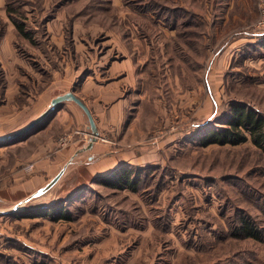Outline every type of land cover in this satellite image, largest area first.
<instances>
[{
    "label": "rangeland",
    "instance_id": "374dc122",
    "mask_svg": "<svg viewBox=\"0 0 264 264\" xmlns=\"http://www.w3.org/2000/svg\"><path fill=\"white\" fill-rule=\"evenodd\" d=\"M263 21L264 0H0V134L74 89L116 119L102 141L139 179L118 189L87 155L71 160L92 131L66 102L51 128L0 152V211L21 204L0 217V264H264V239L235 234L244 216L264 237V152L201 140L237 102L264 116ZM109 84L119 93L97 102Z\"/></svg>",
    "mask_w": 264,
    "mask_h": 264
},
{
    "label": "trees",
    "instance_id": "16d2710c",
    "mask_svg": "<svg viewBox=\"0 0 264 264\" xmlns=\"http://www.w3.org/2000/svg\"><path fill=\"white\" fill-rule=\"evenodd\" d=\"M14 22L18 35L32 41L33 37L31 31L27 29L26 23H21L17 20H14ZM3 33L4 31L0 32V38ZM231 110L232 115L226 123V126L219 129H212L205 133L201 138L202 145H238L247 142L250 139L255 146L264 152V116L258 113L255 109L241 102L235 103ZM102 179L106 185L118 189L129 188L130 190L137 191L139 188V179L133 177V172L126 167H121ZM19 212L21 211H17L16 213ZM61 214L63 217L66 216V213L61 212ZM240 224V227L235 231L237 238L244 237L254 240L264 239L261 234V228L249 217L243 216ZM239 232L241 233L239 234Z\"/></svg>",
    "mask_w": 264,
    "mask_h": 264
},
{
    "label": "crops",
    "instance_id": "0c3cea01",
    "mask_svg": "<svg viewBox=\"0 0 264 264\" xmlns=\"http://www.w3.org/2000/svg\"><path fill=\"white\" fill-rule=\"evenodd\" d=\"M127 66L128 65H123V67H127ZM117 68L118 67H115V70H117ZM119 84L118 85H114V86H112L110 84L106 85L104 87L106 89V91L104 93L102 92L103 95L100 94L101 97L98 98L97 102L98 101H104L105 104L109 103L110 100L112 99L111 98L112 94L114 92H115L116 95L119 93ZM96 85H98V84H96ZM100 86H102V85H100ZM84 90H86L85 87H84ZM72 91H74L75 94H76V91L74 89H72ZM114 97H115V95H114ZM81 99H84V98L82 97ZM121 101L123 102V100H121ZM66 102H71V101L63 102L61 104V106L43 124H41L37 129H35L32 132L34 138L38 134H40L41 132H45L49 128H51L52 127V123L54 122V120L57 117H59L62 114H64L65 110H67L68 107H69V105H67V104L65 105ZM102 105H103V103H99L100 108L97 107L96 111L93 110L92 108H90V110H91V112H92V114H93V116H94V118L96 120L97 127L99 129V137H98L97 141H95L93 143V146L91 148H89V149H87V146L89 145V143H88L83 149H78L77 148L74 151H73V149H71L72 150L71 155H70V151H69V155H70V157H72L71 160H73V158L75 156H77V155H81V156L87 155V160H88L87 161V166H89L87 168L88 169V173L92 174V176L93 175L96 176V178H102L104 176L109 175L110 173H112L115 170V168L117 166H119L120 162H126V160H125L126 157H124V155L122 153H118V149L115 148L114 144L102 141L103 140L102 136H103V134L105 132V129L107 128V124L114 123L116 121V119L113 121V118H111V122L109 121V119H108V117H107V115L105 113V110L102 108ZM117 105H118V103L115 104L112 107V109L115 108V112L118 111V110L124 109L125 103L123 102V103H121V105H118V106ZM108 113H109V111H108ZM96 115H98V117H96ZM108 116L114 117V114L110 113ZM2 135L3 134H0V136H2ZM22 139H24V138H22ZM25 139H26V137H25ZM0 143H1L0 144V152H2V151L5 150V146H6L7 143H5V142L4 143L0 142ZM71 148H74V147H71ZM89 151H90V153H89ZM121 154H122V157H121ZM69 164H70V162L66 164L67 167H68ZM66 169H65V171H66ZM44 193L45 192H43L41 194H44ZM38 195H40V194H38ZM38 195H35V196H38ZM44 207H47V205L44 206ZM0 212H2V211H0ZM1 216H5V215L0 214V217Z\"/></svg>",
    "mask_w": 264,
    "mask_h": 264
},
{
    "label": "water",
    "instance_id": "95a60500",
    "mask_svg": "<svg viewBox=\"0 0 264 264\" xmlns=\"http://www.w3.org/2000/svg\"><path fill=\"white\" fill-rule=\"evenodd\" d=\"M65 101H73L77 105H79L85 114L87 115L90 123V128L92 131V135L89 141V145L87 146V149L91 148L93 146V143L97 141L99 137V129L97 127L95 118L88 107V105L79 98L74 91L70 90L64 94L58 95L55 98L52 99L50 107H48L43 113H41L37 118L32 120L28 125L23 127L22 129L7 135L0 136V142H13L18 140L20 137L25 138L28 135H30L35 129H37L41 124H43ZM67 168V165L41 190H39L37 193H35L33 196L41 194L43 192L48 191L51 189L62 177V175L65 172V169ZM21 205V204H20ZM20 205L15 206V208L12 211H2L0 214L2 215H9L16 213L17 211H20L19 209Z\"/></svg>",
    "mask_w": 264,
    "mask_h": 264
},
{
    "label": "bare ground",
    "instance_id": "6f19581e",
    "mask_svg": "<svg viewBox=\"0 0 264 264\" xmlns=\"http://www.w3.org/2000/svg\"><path fill=\"white\" fill-rule=\"evenodd\" d=\"M51 211V210H50Z\"/></svg>",
    "mask_w": 264,
    "mask_h": 264
},
{
    "label": "built area",
    "instance_id": "2783aa9c",
    "mask_svg": "<svg viewBox=\"0 0 264 264\" xmlns=\"http://www.w3.org/2000/svg\"><path fill=\"white\" fill-rule=\"evenodd\" d=\"M264 22V21H263Z\"/></svg>",
    "mask_w": 264,
    "mask_h": 264
}]
</instances>
